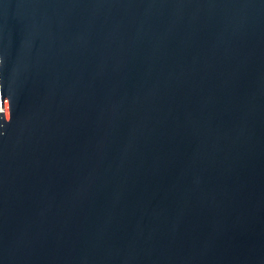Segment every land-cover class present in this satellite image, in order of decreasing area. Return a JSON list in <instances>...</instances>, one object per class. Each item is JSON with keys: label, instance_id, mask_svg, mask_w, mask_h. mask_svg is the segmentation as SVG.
<instances>
[{"label": "water", "instance_id": "95a60500", "mask_svg": "<svg viewBox=\"0 0 264 264\" xmlns=\"http://www.w3.org/2000/svg\"><path fill=\"white\" fill-rule=\"evenodd\" d=\"M0 264H264V0H0Z\"/></svg>", "mask_w": 264, "mask_h": 264}]
</instances>
